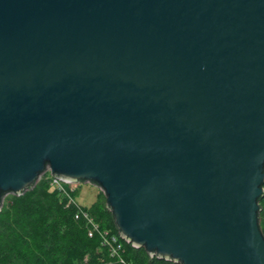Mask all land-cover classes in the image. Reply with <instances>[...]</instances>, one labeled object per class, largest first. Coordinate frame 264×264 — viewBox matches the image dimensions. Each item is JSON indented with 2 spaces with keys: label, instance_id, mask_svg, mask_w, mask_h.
<instances>
[{
  "label": "water",
  "instance_id": "95a60500",
  "mask_svg": "<svg viewBox=\"0 0 264 264\" xmlns=\"http://www.w3.org/2000/svg\"><path fill=\"white\" fill-rule=\"evenodd\" d=\"M178 264H264V0H0V210L45 171Z\"/></svg>",
  "mask_w": 264,
  "mask_h": 264
},
{
  "label": "trees",
  "instance_id": "16d2710c",
  "mask_svg": "<svg viewBox=\"0 0 264 264\" xmlns=\"http://www.w3.org/2000/svg\"><path fill=\"white\" fill-rule=\"evenodd\" d=\"M60 196L57 190L42 181L28 192L13 194L3 204L0 211V264H109L97 260L100 237L87 235L85 222L74 217L75 207H63ZM258 205L261 207L258 215L261 233L264 234V195ZM83 209L96 217L94 222L107 215L113 232H118L113 213L107 208L103 214ZM147 254L144 248L131 246L127 256L134 264H178L150 258ZM86 255L88 259L84 263Z\"/></svg>",
  "mask_w": 264,
  "mask_h": 264
},
{
  "label": "rangeland",
  "instance_id": "374dc122",
  "mask_svg": "<svg viewBox=\"0 0 264 264\" xmlns=\"http://www.w3.org/2000/svg\"><path fill=\"white\" fill-rule=\"evenodd\" d=\"M51 173H49V171H45L44 174H42V176H40L39 180H37V182L35 183V185L39 182L45 181V183H47L51 189H54L53 186H51L49 180H48V175H50ZM34 185V186H35ZM34 188V187H33ZM72 188L71 191V197L73 199H76V203L80 205V207L82 208H86L89 211L92 210L95 212H99L100 214L105 213L104 211L106 210L105 208V195L104 192L97 186H93L92 184L88 183V182H83V184H77L75 183L74 185H70L69 189ZM28 192V191H26ZM19 195V194H18ZM13 196L12 193H7L4 198H3V204L7 203V200L10 199V197ZM60 200L62 201V205L63 207H68V202L69 199L66 198V196H60ZM70 207L73 206V208L75 207L73 204L69 205ZM3 207V205H2ZM2 209V208H1ZM76 209V207H75ZM1 211V210H0ZM107 211V210H106ZM93 215V214H92ZM93 218H96L93 215ZM108 218L107 215L103 216L102 219H96L95 223L100 226V229L102 231H106L108 235L112 236L113 234L119 236L118 232L114 233L113 229H112V225L110 220L106 219ZM86 224V223H85ZM102 226V227H101ZM128 245H131L130 243H125L123 242V259L126 262V264H134V261L129 258L127 256V254L129 253V248ZM98 253L99 255L97 256V260L99 262H108L109 264H122L120 262H118L115 258H111L110 253L108 252V250L103 247L100 244V248L98 249ZM88 257L86 255V257L83 259V262L86 263Z\"/></svg>",
  "mask_w": 264,
  "mask_h": 264
},
{
  "label": "built area",
  "instance_id": "2783aa9c",
  "mask_svg": "<svg viewBox=\"0 0 264 264\" xmlns=\"http://www.w3.org/2000/svg\"><path fill=\"white\" fill-rule=\"evenodd\" d=\"M48 180L51 186H53L54 190H57V192L61 196H66V198L69 199L68 206L73 204L76 207L75 209L76 214L74 215V217L76 219H81L86 223V226L88 227L87 235L91 237L97 234L101 239L100 244L108 250L111 258H115L118 262L122 264H126V262L124 261L122 257L124 253L123 252V242L124 241L122 240V238H120L116 234L115 235L113 234L112 236H110L107 234L106 231H102L100 229V226H98L94 222V219L90 215V213H88L85 209L80 207V205L76 203L77 202L76 199H73L71 197L72 188L69 189V187L70 185H74L75 183L73 182L68 183L65 180L58 178V177L54 178L52 177V174L48 175Z\"/></svg>",
  "mask_w": 264,
  "mask_h": 264
}]
</instances>
